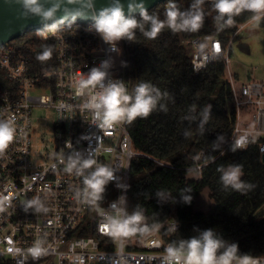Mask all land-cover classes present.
Returning a JSON list of instances; mask_svg holds the SVG:
<instances>
[{
  "label": "built area",
  "instance_id": "obj_1",
  "mask_svg": "<svg viewBox=\"0 0 264 264\" xmlns=\"http://www.w3.org/2000/svg\"><path fill=\"white\" fill-rule=\"evenodd\" d=\"M89 24L64 25L60 30L48 31L46 37L37 35L39 30L29 33L40 41H54L55 63L40 73L33 72L27 59L16 56L10 42L0 46V119L14 118L17 128L15 140L0 154V206L4 209L0 211V264H161L168 243L160 231L116 237L102 230L101 209L110 212V205L120 196L126 198V208L132 162L146 158L165 164L136 149L126 123L98 125L92 113L81 107L91 95V89H85V95L78 94L81 78L121 49L123 62L112 65L109 74L112 79L124 81L131 92L126 70L132 55L125 49V40L111 52L99 35L88 30ZM244 27L240 24L225 45L216 36L191 40V66L198 74L218 58L223 59L235 110L230 142L239 150L255 145L262 156L264 79H256L250 72L237 89L229 68L233 39ZM36 107L54 108L57 114L52 147L47 145L40 159L32 154L31 114ZM242 109L252 125H241ZM242 137L246 143L240 145ZM70 155L95 159L113 168L115 179L106 185L99 207L85 202L83 176L67 168ZM199 158L194 160L198 162ZM93 170L85 169L84 175ZM34 198L40 201L39 211L36 206H27ZM174 221L179 228L176 219L169 222L168 228ZM36 241L42 243L46 254L33 259L28 250ZM257 257L264 260V256Z\"/></svg>",
  "mask_w": 264,
  "mask_h": 264
},
{
  "label": "trees",
  "instance_id": "obj_2",
  "mask_svg": "<svg viewBox=\"0 0 264 264\" xmlns=\"http://www.w3.org/2000/svg\"><path fill=\"white\" fill-rule=\"evenodd\" d=\"M169 2L160 3L149 14L164 20ZM171 2L184 11L193 0ZM212 2L205 0V21L196 32H172L165 27L155 39H148L137 30L133 41H124L125 49L132 55L126 70L131 91L140 82H147L161 93L156 110L147 117L126 122V127L139 152L165 164L146 158L132 162L125 209L129 214L143 210L149 225L162 223L160 236L166 243L213 229L229 243H237L241 254L264 256L262 156L255 145L239 150L230 142L235 110L223 59L218 58L198 74L191 66V40L216 36L225 45L240 24L251 20L252 14L243 12L234 18L233 27L219 30ZM10 46L18 58L30 62L34 73L49 70L55 63L52 39L40 41L26 34L11 41ZM46 46L53 49L51 58L38 60L37 56ZM206 108L209 109L207 119ZM199 156L196 162L194 159ZM196 164L201 168L196 169ZM233 164L242 165L241 180L253 186L250 190L236 191L221 183L218 169ZM191 172L197 175L196 179L189 178ZM188 188L191 192H182ZM203 191L208 192L214 206L207 213L195 212V200ZM182 195H190L191 202L185 204ZM172 219L179 222V228L168 235Z\"/></svg>",
  "mask_w": 264,
  "mask_h": 264
},
{
  "label": "clouds",
  "instance_id": "obj_3",
  "mask_svg": "<svg viewBox=\"0 0 264 264\" xmlns=\"http://www.w3.org/2000/svg\"><path fill=\"white\" fill-rule=\"evenodd\" d=\"M20 7L22 18H38L43 29L37 35L46 37L48 31H57L61 26H71L77 19H87L91 23L89 31H94L104 43L115 52V45L121 40L133 41L136 31L139 30L146 38L155 39L167 27L172 32H196L203 27L205 0H193L188 9L181 11L175 2H169L165 19L161 20L155 14H149L144 0H128L125 5L121 0H109L108 5L96 9L94 0H6ZM75 6V7H70ZM212 7L216 12L214 21L219 30L232 27L236 23L235 17L243 12L251 13L253 27L258 28L264 21V0H213ZM63 15L57 19V13ZM52 47L46 46L37 56L38 60H48L52 56ZM112 66L111 58L101 61L98 66L92 67L81 78L78 85V94L85 95V89H91L85 102L81 105L89 110L95 122L101 126L114 127L122 123H130L138 117H147L156 110L161 98L159 89L150 83L140 82L130 92L125 82L112 79L109 69ZM208 108L205 109L207 119ZM17 133L14 118L0 119V154H3L15 140ZM219 139V138H218ZM246 143L241 138L238 144ZM67 168L75 170L83 176L85 202L99 207V201L105 192L106 185L115 179L114 170L107 164H98L95 159L81 160L79 155H70ZM94 168L84 175L85 169ZM220 180L225 188L236 191L250 190L253 186L241 180L242 165H229L219 168ZM124 189L125 186L117 185ZM183 191L191 192V189ZM125 197L120 196L110 205V212L101 209L103 226L106 234L123 237L125 233H159L162 223L149 225L143 210L137 209L129 214L125 207ZM190 195H182L185 204L191 202ZM28 207L36 206L40 210V201L34 198L28 201ZM0 206V211H3ZM177 223L168 228L169 232L177 231ZM198 231V230H197ZM20 253V249L15 250ZM46 254V249L40 241H36L28 250V255L38 259ZM161 264H264V260L250 254H241L237 243H229L221 238L213 229L198 231V234L178 241H171L164 248Z\"/></svg>",
  "mask_w": 264,
  "mask_h": 264
},
{
  "label": "rangeland",
  "instance_id": "obj_4",
  "mask_svg": "<svg viewBox=\"0 0 264 264\" xmlns=\"http://www.w3.org/2000/svg\"><path fill=\"white\" fill-rule=\"evenodd\" d=\"M32 35V34H31ZM35 36V35H34ZM247 47V49L242 48ZM124 50L121 49L116 56L111 57L112 65L123 62ZM229 68L236 80V87L239 89L242 82H246L250 72L256 79H264V22L258 28L253 27L250 20L245 23L241 36L231 45L229 52ZM225 73V78H226ZM227 79V78H226ZM228 81V80H227ZM249 120L248 115L241 111V122ZM57 121V114L54 108L36 107L31 114V141L32 154L34 158L40 159L45 152V147H52L54 139V124ZM51 151V150H50ZM200 159V158H199ZM198 159V160H199ZM190 179H196L195 173H189ZM214 206L213 200L207 191H203L195 200L193 209L195 212L207 213Z\"/></svg>",
  "mask_w": 264,
  "mask_h": 264
},
{
  "label": "water",
  "instance_id": "obj_5",
  "mask_svg": "<svg viewBox=\"0 0 264 264\" xmlns=\"http://www.w3.org/2000/svg\"><path fill=\"white\" fill-rule=\"evenodd\" d=\"M166 1L168 0H144V3L147 11H149ZM108 2L109 0H94V5L96 9H100L107 6ZM121 2L125 5V11H127L126 5L128 0H121ZM62 15L61 12H58L57 19H60ZM74 23L86 24L91 22L87 19H77ZM42 29L43 25L39 23L38 18H22L18 5L6 2V0H0V46L6 45L26 34ZM242 48H244V46H242ZM262 162L264 163V155H262Z\"/></svg>",
  "mask_w": 264,
  "mask_h": 264
},
{
  "label": "crops",
  "instance_id": "obj_6",
  "mask_svg": "<svg viewBox=\"0 0 264 264\" xmlns=\"http://www.w3.org/2000/svg\"><path fill=\"white\" fill-rule=\"evenodd\" d=\"M250 77V76H249ZM241 125H252L251 124V122H250V120H245L244 118H243V121H242V123H241Z\"/></svg>",
  "mask_w": 264,
  "mask_h": 264
},
{
  "label": "snow or ice",
  "instance_id": "obj_7",
  "mask_svg": "<svg viewBox=\"0 0 264 264\" xmlns=\"http://www.w3.org/2000/svg\"><path fill=\"white\" fill-rule=\"evenodd\" d=\"M102 230L106 231L107 229H106V227H104Z\"/></svg>",
  "mask_w": 264,
  "mask_h": 264
}]
</instances>
